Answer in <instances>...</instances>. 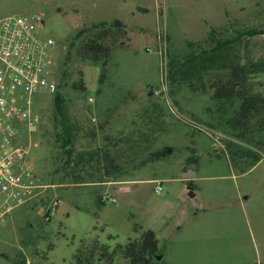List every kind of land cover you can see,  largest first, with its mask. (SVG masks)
I'll list each match as a JSON object with an SVG mask.
<instances>
[{
	"label": "rangeland",
	"instance_id": "374dc122",
	"mask_svg": "<svg viewBox=\"0 0 264 264\" xmlns=\"http://www.w3.org/2000/svg\"><path fill=\"white\" fill-rule=\"evenodd\" d=\"M39 12L35 33L55 42L51 75L58 83L66 72L59 90L72 154L65 163L53 94H34L33 125L16 121L27 149L21 167L53 184L47 193L60 205L49 222L41 214L46 198L0 212V264L20 257L70 264L94 240L116 250L115 264H128L117 247L147 229L158 239L152 264H264V114L241 134L227 120L231 110L218 117L211 89L191 90L167 76L169 59H182L187 42L211 27L224 35L264 28V0H0V18ZM100 20L107 24L92 37L110 48L103 79L73 53L64 62L75 31ZM247 40L254 57L264 55V34ZM249 80L264 96V72ZM168 146L170 153L153 157ZM109 163L116 169L106 170ZM104 194L113 200L99 203Z\"/></svg>",
	"mask_w": 264,
	"mask_h": 264
},
{
	"label": "trees",
	"instance_id": "16d2710c",
	"mask_svg": "<svg viewBox=\"0 0 264 264\" xmlns=\"http://www.w3.org/2000/svg\"><path fill=\"white\" fill-rule=\"evenodd\" d=\"M106 24V21L100 20L77 29L67 44L64 62L73 53L79 60L98 66L100 79L105 78L110 48L92 37V32ZM258 34H264V28H236L233 34L224 35L222 28L211 27L202 40L187 42L188 51L182 59L171 57L168 62L167 76L171 82L184 83L191 90L211 89L218 117H223L231 110L232 115L227 120L232 122L233 127L239 128L241 134L248 129L253 130L248 127L253 124L252 119L264 114V96L253 92L249 80L251 74L264 72V55L254 57L253 50L248 48L247 39ZM244 41L247 42L243 43ZM65 76L66 72L62 70L57 90L53 94V106L54 120L61 127L56 133V139L61 141L60 146L66 155L65 163H68L72 154L73 133L68 125L65 97L59 90ZM206 76H210L207 79L208 84L205 81ZM79 85L76 86L83 88ZM171 151L172 147H164L154 152L153 157L159 158ZM116 167L111 163L104 166L108 171ZM98 202L103 203L101 197ZM117 249L128 264H152L159 249L158 239L153 230L147 229L139 238L119 245ZM89 250H84V246L77 248L71 256L70 264H115L113 253L116 250L109 252L97 240L93 241ZM14 264H26V260L20 257Z\"/></svg>",
	"mask_w": 264,
	"mask_h": 264
},
{
	"label": "built area",
	"instance_id": "2783aa9c",
	"mask_svg": "<svg viewBox=\"0 0 264 264\" xmlns=\"http://www.w3.org/2000/svg\"><path fill=\"white\" fill-rule=\"evenodd\" d=\"M42 18V12L30 18L22 15L0 18V212H6L10 203L46 198L41 214L49 222L60 199L47 193L53 184L38 180L33 171L21 167L27 149L20 143L22 135L16 125V121L33 125L29 105L34 94L41 91L54 94L57 90L50 58L55 42L35 33V26L43 24ZM153 190L161 194L162 181L154 180ZM101 200L113 198L104 194Z\"/></svg>",
	"mask_w": 264,
	"mask_h": 264
},
{
	"label": "water",
	"instance_id": "95a60500",
	"mask_svg": "<svg viewBox=\"0 0 264 264\" xmlns=\"http://www.w3.org/2000/svg\"><path fill=\"white\" fill-rule=\"evenodd\" d=\"M190 171H191V170H189V172H188V173H186V174H190ZM188 187H189V188H191V183H189ZM156 258H160V255H157V257H156Z\"/></svg>",
	"mask_w": 264,
	"mask_h": 264
}]
</instances>
